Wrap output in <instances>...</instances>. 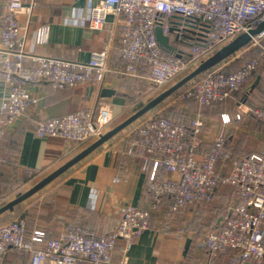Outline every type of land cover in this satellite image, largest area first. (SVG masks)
<instances>
[{
    "label": "built area",
    "instance_id": "1",
    "mask_svg": "<svg viewBox=\"0 0 264 264\" xmlns=\"http://www.w3.org/2000/svg\"><path fill=\"white\" fill-rule=\"evenodd\" d=\"M22 8V0H7L0 22V75L9 89L0 103V175L8 164L2 147L6 133L38 102L27 85L49 82L57 88H74L94 82L100 86L110 70L113 50L110 40L85 62L27 51L17 18ZM108 14L120 18L125 26L120 49L125 61L123 73L136 76L145 67L149 85L159 90L221 45L256 26L264 19V0H102L90 6L89 13L81 18L90 28L102 29ZM157 27L170 37L174 50L161 46ZM43 37L44 29L38 28L36 41ZM26 59L33 65H26ZM258 65L257 58L232 71L219 64L190 80L177 100H192L204 106L224 102L243 87ZM157 109L143 114L130 128L134 135L132 149L143 158L142 167L147 171V189L154 201L151 208L128 206L116 228L102 234L70 225L58 236L47 239L43 230L29 234L23 217L4 222L0 224V264L2 254L9 248L29 252L32 264H127L123 258L113 260L114 246L122 239L126 252L151 227L152 212L165 197L171 198L172 210L180 212L188 205L211 201L219 188L232 190L234 200L221 224L203 236V248L210 258L238 249L246 264H264V142L256 151L235 155L226 134L221 133L203 151V117L181 121L158 113ZM246 114L264 122V106L232 114L224 112L221 122L228 125ZM112 119L107 105L97 111L81 109L39 122L35 134L61 137L70 151L98 138ZM27 172L35 175L34 169Z\"/></svg>",
    "mask_w": 264,
    "mask_h": 264
},
{
    "label": "crops",
    "instance_id": "2",
    "mask_svg": "<svg viewBox=\"0 0 264 264\" xmlns=\"http://www.w3.org/2000/svg\"><path fill=\"white\" fill-rule=\"evenodd\" d=\"M22 1L23 8L17 18L23 28L21 39L27 51L85 62L94 51L104 48L110 40L113 42V50L110 70L100 86L94 82L74 88H57L49 82H32L27 85L38 102L16 120L3 140L2 147L8 164L0 175V206L30 189L94 141L90 140L69 151L61 137H38L35 129L39 122L81 109L94 108L97 111L100 106L107 105L113 117L107 131L150 99L144 104L137 101L145 88L150 87L153 91L147 80V68H140L136 76L123 73L125 61L120 53L125 29L123 21L108 14L102 29H92L87 21L82 20L81 17L89 13L90 6L102 0ZM6 2L0 0V22L6 11ZM38 28L44 29V37L40 42L36 41ZM260 59L255 73L248 80H251L250 85L258 81L249 91V98L235 100L238 91L226 102L216 104L230 101L236 111L264 106V52L260 54ZM227 61L222 63L226 64ZM25 64L31 66L33 61L26 59ZM103 89L110 93L102 95ZM8 90L0 75V103ZM136 103L140 104L138 108L129 113V108ZM224 112L232 114L235 111L225 109L219 114L207 115L194 113L190 107L183 106L179 120L188 121L197 115L205 119L203 151L221 133L226 134L232 148L231 140L239 139L240 134H243L238 129V123L247 127L246 134L242 135L247 137L242 142V153L258 150L264 142V126L247 114L241 120L223 124L221 114ZM130 128L131 124L16 205L13 210L0 214V224L23 217L29 234L34 230H43L47 239L58 236L70 225H81L94 234H102L116 228L123 210L128 206L151 208L154 201L147 189V171L142 167L143 158L132 149L134 135ZM234 128L240 130V134L236 135ZM27 169H34L35 175L30 176ZM116 177L119 178L117 182ZM232 194L229 188H219L211 201L188 205L180 212H174L171 198L165 197L152 212L151 227L143 231L126 252H123L125 241H117L112 250L113 260L123 258L127 264H246L234 252L210 258L201 243L208 230L221 224L228 205L234 200ZM1 264H32L31 255L9 248L1 256Z\"/></svg>",
    "mask_w": 264,
    "mask_h": 264
},
{
    "label": "water",
    "instance_id": "3",
    "mask_svg": "<svg viewBox=\"0 0 264 264\" xmlns=\"http://www.w3.org/2000/svg\"><path fill=\"white\" fill-rule=\"evenodd\" d=\"M173 29H171L172 31ZM264 34V19L258 22V24L248 31H244L234 37L232 40L228 41L227 43L218 47L212 54L203 58L197 65L188 73H186L183 77L177 80L175 83L164 89L163 91L159 92L157 95L151 97L143 106H141L137 111H135L132 115L127 117L121 123L117 124L116 126L112 127L111 129L105 131L101 134L98 138L92 141L89 145L79 151L76 155L70 158L68 161L57 167L55 170L44 176L41 180H39L36 184H34L30 189L23 193H19L14 199L7 202L6 204L0 206V214L13 210L16 205L45 187L47 184L52 182L55 178L69 169L71 166L88 156L91 152L97 149L99 146L104 144L108 141L111 137L115 134L120 132L122 129L127 127L128 125L135 122L139 117H141L146 112L155 109L160 106V104L169 96H171L175 91L179 88L184 86L190 80L195 78L196 76L200 75L201 73L211 69L224 60L238 52L239 50L243 49L250 43H252L256 38L261 37ZM156 36L161 44V46L167 50H174V46L170 43V37L165 35L162 32L160 27L156 28ZM182 52L177 53L180 56ZM257 80L252 83L249 87V91H251L255 85L257 84ZM112 92V91H111ZM110 93L109 90L103 89L101 92L102 95H107Z\"/></svg>",
    "mask_w": 264,
    "mask_h": 264
},
{
    "label": "rangeland",
    "instance_id": "4",
    "mask_svg": "<svg viewBox=\"0 0 264 264\" xmlns=\"http://www.w3.org/2000/svg\"><path fill=\"white\" fill-rule=\"evenodd\" d=\"M261 49H264V36H262L261 38H258L257 41H255L254 43H250L248 46L244 47L243 49L239 50L238 52H236L235 54H233L232 56H230L228 59V61L226 62V64L224 63H220V67H222L223 69L226 70H233L236 69L237 67H239L242 63H245L247 60L254 58ZM237 55V56H236ZM197 65V64H196ZM196 65H193L188 71H191ZM185 74L180 75L179 77L175 78L173 81H171L169 84H167L166 86H164L162 89L169 87L170 85H172L173 83H175L177 80H179L181 77H183ZM250 81H247L243 87L241 88V90L238 92V94L236 95L235 100L240 101L242 98H249V96L251 95V93H249V87H250ZM162 89H159L162 90ZM158 90H150V87L145 88V91L141 94H139L138 96V100L139 102H141V104H144L149 98L157 95L159 93ZM231 104V106H230ZM139 103H136V105L132 106L129 108V113L134 112L139 106ZM183 106H188L192 109V112H196V113H202V114H219L222 110L228 109L229 111L233 112L236 110L233 107V104L229 101L225 104H213V105H208V106H199V105H194L193 103H179V100H177V94H175L174 96H170L168 98H166L158 107L157 111L158 113L164 114V115H169L171 117L174 118H181L182 114V107ZM233 112V113H235ZM259 125L264 126V124H262V122L257 121ZM239 126L238 129H240L242 131L243 134H240V130L237 131V128H234L233 130L236 131V135L240 134L239 139L238 138H234L233 140H231V145H232V149L234 151L235 154H240L242 153L241 148L243 147L242 142L244 140H247V137H244L242 135L246 134V129L247 127H244L241 124H237ZM234 137V136H233ZM37 178V177H36Z\"/></svg>",
    "mask_w": 264,
    "mask_h": 264
},
{
    "label": "trees",
    "instance_id": "5",
    "mask_svg": "<svg viewBox=\"0 0 264 264\" xmlns=\"http://www.w3.org/2000/svg\"><path fill=\"white\" fill-rule=\"evenodd\" d=\"M167 50V49H166ZM264 52V49H261L260 50V52L254 57V58H257V59H259V64H260V54L261 53H263ZM243 64V63H242ZM241 64V65H242ZM240 65V66H241ZM239 66V67H240ZM239 67H237V68H239ZM236 68V69H237ZM224 70H226V69H224ZM233 70H235V69H233ZM226 71H232V70H226ZM187 85V83L184 85V86H182L181 88H179L177 91H175L171 96H174L175 94H179L182 90H183V88L185 87ZM241 90V89H240ZM239 90V91H240ZM228 100V99H227ZM226 100V101H227ZM226 101H224V102H226ZM180 103H194V104H198L197 102H195V101H192V100H185V101H179ZM224 102H216V103H224ZM216 103H213V104H216ZM213 104H211V105H213ZM200 105V104H199ZM201 106H204V105H201ZM208 106V105H207ZM181 113H182V111H181ZM180 113V114H181ZM169 116V115H168ZM174 118V117H173ZM175 119H177V120H179L180 118H175ZM261 122V121H260ZM253 152V151H252ZM248 153H251V152H246V153H244V154H248ZM243 153H242V155H244ZM235 155H241V154H235ZM216 193V192H215ZM215 195V194H214ZM233 195V194H232ZM169 198V197H168ZM231 252H234V253H236V254H238V256L240 257V259L242 258L241 257V252H240V250H238V249H234V250H230V251H228V252H226V253H231ZM226 253H222V254H220V255H223V254H226Z\"/></svg>",
    "mask_w": 264,
    "mask_h": 264
}]
</instances>
